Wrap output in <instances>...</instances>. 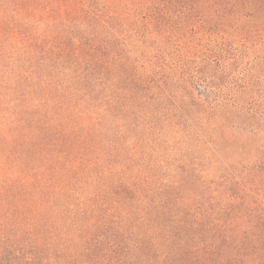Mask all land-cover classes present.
I'll list each match as a JSON object with an SVG mask.
<instances>
[{"label": "trees", "instance_id": "1", "mask_svg": "<svg viewBox=\"0 0 264 264\" xmlns=\"http://www.w3.org/2000/svg\"><path fill=\"white\" fill-rule=\"evenodd\" d=\"M0 264H264V0H0Z\"/></svg>", "mask_w": 264, "mask_h": 264}, {"label": "rangeland", "instance_id": "2", "mask_svg": "<svg viewBox=\"0 0 264 264\" xmlns=\"http://www.w3.org/2000/svg\"><path fill=\"white\" fill-rule=\"evenodd\" d=\"M222 30L229 31L227 30V27L225 28L222 20H219L215 17V15H212L211 18L210 16L206 17L205 21L201 23L199 32L190 34H192L195 38L200 37L199 40L202 42L206 40L207 43H210L208 47L211 45V43H215L216 41H219L221 37H224L227 43L232 44V48L229 49L228 56H231L238 51L242 52L245 49V46L249 45V42L257 41L256 39H252L247 42L244 41L241 36H236V32H233V34H229L222 32Z\"/></svg>", "mask_w": 264, "mask_h": 264}]
</instances>
